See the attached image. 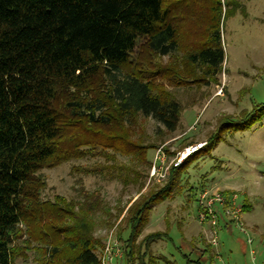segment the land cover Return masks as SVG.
<instances>
[{
  "label": "trees",
  "instance_id": "trees-1",
  "mask_svg": "<svg viewBox=\"0 0 264 264\" xmlns=\"http://www.w3.org/2000/svg\"><path fill=\"white\" fill-rule=\"evenodd\" d=\"M229 3L0 0V264H16L31 249L36 264H101L102 242L91 236L92 196L78 211L61 197L42 201L38 172L96 149L109 150V160L121 155L149 166L147 153L156 147L133 140L139 119L172 133L181 107L169 88L217 82L220 20ZM263 120L264 104L223 117L202 149L170 167L162 188L128 207L123 264H159L150 246L166 239L167 228L137 243L153 208L180 195L183 172L225 134L249 132ZM241 207L250 210L246 202Z\"/></svg>",
  "mask_w": 264,
  "mask_h": 264
},
{
  "label": "rangeland",
  "instance_id": "rangeland-1",
  "mask_svg": "<svg viewBox=\"0 0 264 264\" xmlns=\"http://www.w3.org/2000/svg\"><path fill=\"white\" fill-rule=\"evenodd\" d=\"M226 1L231 3L223 6L220 20L224 62L217 82L169 88L181 107L178 127L172 133L150 118L139 119L133 140L140 138L143 145L156 147L147 153L149 166L121 155L109 160V150L96 149L83 159L38 172L45 183L42 201L53 202L55 197H61L75 203L78 211L80 204L92 196L96 209L90 213L91 236L102 242L103 247L96 250L99 257L104 246L116 243L118 251L111 247L120 257L113 262L123 264L128 207L140 196L162 188L176 159L185 156L181 164L202 149L223 117L236 118L242 111H250L253 104H264V0ZM162 61L165 63L167 58ZM159 149L164 155L162 169H156L151 176ZM189 151L191 154H187ZM107 167L111 168L105 170ZM89 169L102 170L90 173ZM134 173L137 178L131 177ZM180 180V195L153 208L137 243L148 234L167 228L166 239L150 246L151 255L159 264H264V120L249 132L225 134L210 155L187 167ZM224 192L233 194L239 206L243 202L250 206L248 212L240 213L250 245L226 215L220 217L216 228L217 246L206 248L210 231L207 224L197 221V199L203 194L229 195ZM193 195L192 201H187ZM202 250L203 257L199 254ZM25 253L26 258L18 259L16 264L37 263L34 249Z\"/></svg>",
  "mask_w": 264,
  "mask_h": 264
},
{
  "label": "built area",
  "instance_id": "built-area-1",
  "mask_svg": "<svg viewBox=\"0 0 264 264\" xmlns=\"http://www.w3.org/2000/svg\"><path fill=\"white\" fill-rule=\"evenodd\" d=\"M196 149H197L196 147L194 149H191V152L193 153L194 150ZM191 152L189 151L187 152V154H191ZM163 156H164L163 152L161 151V149H159V151L156 154V159L152 163L151 172L153 173L151 174V176L155 175L156 169H159V170L162 169L161 164H163V161H164V158H162ZM183 158H185V156L183 157L181 156L180 158L176 159L174 166L175 167L178 166L180 162L183 160ZM197 206H198L197 221L200 224H207L209 231H210V239L208 242L209 245L217 246L216 228L218 226L220 217L223 218V216H226V215L229 216V219L231 220L230 222L235 226V228H237V230L242 235L246 236V243L250 245L251 241L249 238L247 239V231L245 227H243V224L240 218L242 207L239 206V204H237L234 201L233 194H229V195L216 194L212 197H207V195L203 194L198 197ZM220 212L222 213L219 214ZM227 222L229 223L228 220ZM111 246L114 248H117L116 243L115 244L110 243V244H107L106 247L104 246L103 253L99 257L101 264H115L113 261L116 258L120 257V256H117L118 252L114 253L113 248ZM116 250L118 251V248Z\"/></svg>",
  "mask_w": 264,
  "mask_h": 264
},
{
  "label": "crops",
  "instance_id": "crops-1",
  "mask_svg": "<svg viewBox=\"0 0 264 264\" xmlns=\"http://www.w3.org/2000/svg\"><path fill=\"white\" fill-rule=\"evenodd\" d=\"M227 228H229V227H227ZM227 228H226V229H227Z\"/></svg>",
  "mask_w": 264,
  "mask_h": 264
}]
</instances>
